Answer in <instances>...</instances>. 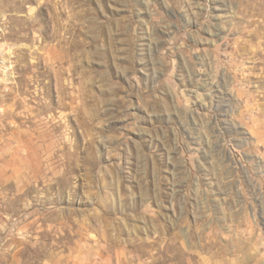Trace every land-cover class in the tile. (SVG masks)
Returning a JSON list of instances; mask_svg holds the SVG:
<instances>
[{"label":"rangeland","instance_id":"rangeland-1","mask_svg":"<svg viewBox=\"0 0 264 264\" xmlns=\"http://www.w3.org/2000/svg\"><path fill=\"white\" fill-rule=\"evenodd\" d=\"M0 264H264V0H0Z\"/></svg>","mask_w":264,"mask_h":264}]
</instances>
